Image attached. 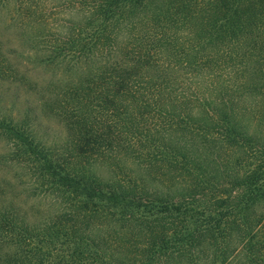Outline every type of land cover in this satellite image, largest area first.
Listing matches in <instances>:
<instances>
[{
  "label": "trees",
  "instance_id": "1",
  "mask_svg": "<svg viewBox=\"0 0 264 264\" xmlns=\"http://www.w3.org/2000/svg\"><path fill=\"white\" fill-rule=\"evenodd\" d=\"M87 1L65 141L0 117L56 204L0 208V264H264V0Z\"/></svg>",
  "mask_w": 264,
  "mask_h": 264
},
{
  "label": "rangeland",
  "instance_id": "2",
  "mask_svg": "<svg viewBox=\"0 0 264 264\" xmlns=\"http://www.w3.org/2000/svg\"><path fill=\"white\" fill-rule=\"evenodd\" d=\"M85 1L0 0V117L23 125L47 147L65 141L61 114L66 100L82 97L64 91L91 78L83 57L53 58L55 44L68 27L83 26L91 6ZM9 142L0 133V208L34 224L54 212L55 200L32 184L25 161L11 158Z\"/></svg>",
  "mask_w": 264,
  "mask_h": 264
}]
</instances>
